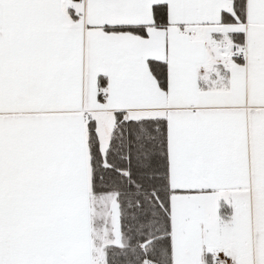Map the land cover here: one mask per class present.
Segmentation results:
<instances>
[{
	"label": "snow or ice",
	"instance_id": "obj_1",
	"mask_svg": "<svg viewBox=\"0 0 264 264\" xmlns=\"http://www.w3.org/2000/svg\"><path fill=\"white\" fill-rule=\"evenodd\" d=\"M0 264H264V0H0Z\"/></svg>",
	"mask_w": 264,
	"mask_h": 264
}]
</instances>
